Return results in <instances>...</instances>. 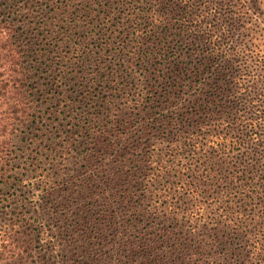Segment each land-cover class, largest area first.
<instances>
[{
  "label": "trees",
  "instance_id": "1",
  "mask_svg": "<svg viewBox=\"0 0 264 264\" xmlns=\"http://www.w3.org/2000/svg\"><path fill=\"white\" fill-rule=\"evenodd\" d=\"M168 13L155 0H0L1 186L14 132L32 143L27 120L69 116L58 140L35 144L23 192L33 201L0 195V264H264L247 163L252 142L264 148V109L237 97L231 119L232 62L202 38L187 61L181 37L157 36ZM148 104L155 113L138 116ZM95 146L103 166L89 175Z\"/></svg>",
  "mask_w": 264,
  "mask_h": 264
},
{
  "label": "rangeland",
  "instance_id": "2",
  "mask_svg": "<svg viewBox=\"0 0 264 264\" xmlns=\"http://www.w3.org/2000/svg\"><path fill=\"white\" fill-rule=\"evenodd\" d=\"M156 7L162 3L169 6V13L167 14L165 23L155 24L157 36H166L167 39H174L181 37L185 44L182 47V53L187 61L191 64L197 62L202 52V47L195 46L194 42L196 38L211 39L216 42V46L220 50L226 52L227 58L232 62L231 70L237 74L232 81L240 83L238 89L234 94L229 95L233 98V109L226 110L231 119L234 116L241 114V111L237 110L242 107L240 100L236 101V98L246 97L247 100L252 101L254 109H264V0H155ZM189 1V2H188ZM97 10H100L98 7ZM99 12V11H98ZM99 19L97 22H100ZM142 26H145V21L142 20ZM90 24V21L88 22ZM181 24L182 28H178ZM227 41H232L234 49L230 53ZM204 52V51H203ZM184 58V59H185ZM219 61V60H218ZM217 62V61H216ZM223 61L217 62L220 66ZM152 75V74H151ZM37 79V82H39ZM202 82H206L205 75L200 77ZM199 80V81H200ZM43 82V80L41 81ZM223 83V81H222ZM144 84L139 83L138 88H143ZM38 88V87H37ZM40 88V87H39ZM143 91V90H142ZM185 96V93H184ZM182 98H185V97ZM36 97V96H35ZM49 97V96H48ZM38 109L44 111L48 107L49 103H43V97H40ZM49 99V98H48ZM49 102V101H48ZM185 101L179 100L177 106L183 108ZM259 106H256L258 105ZM135 105L130 101L126 103V106L130 110ZM142 105L141 114L138 116H152L155 113V109H152L148 104V108ZM256 106V108H254ZM263 106V108H261ZM168 105L163 109H167ZM128 109L126 111H128ZM64 110V109H63ZM134 110V107H133ZM157 110V109H156ZM163 111V110H162ZM220 116H227L225 113ZM151 112V113H150ZM37 115L38 112H35ZM133 114V113H132ZM64 114L51 113L50 115L35 116V120H27V124H30V131L32 143L29 141L28 134H25V127H19L14 133L19 136L12 138V146H9V164L5 168L6 175L5 180H8L6 186L0 185V195L6 197L10 205H13L15 199L20 200V204H28L31 201L23 199L24 189L27 188L26 175L31 173V166L28 163L31 159L36 158L35 144L42 140L43 134L51 137V140H58L57 134L60 132L55 131V128H61V124L65 125L69 119V116H63ZM238 115V116H239ZM255 114L253 116H258ZM57 116V118H56ZM127 116V115H123ZM137 116V115H133ZM63 117V119H61ZM103 119V116H101ZM32 120V121H30ZM30 121V122H29ZM98 124H101L100 122ZM66 126V125H65ZM256 131L260 134H264L263 126L257 127ZM259 128H261L259 130ZM25 129V130H24ZM62 128L61 130H64ZM103 129V127H101ZM74 134V131H72ZM62 133V132H61ZM81 137V136H80ZM79 137V138H80ZM76 138V135H73ZM258 137L254 136V140L258 141ZM257 143V142H256ZM85 149L90 154V157L94 159L91 165L86 170L87 174L94 173L91 167H96V173L100 174V168L103 166V150L101 152L96 149ZM90 148V147H89ZM248 155V181L250 184V197L248 203L249 212L253 215L254 221H256L259 213L264 214V148L257 146L255 142L249 145ZM30 170V171H29ZM32 180V179H30ZM99 198L103 199V192L97 189ZM22 208V207H21ZM50 208V206H46ZM39 220V217H37ZM141 223L144 226H149L148 221L145 218L141 219ZM47 224L50 227L54 226V219L49 217ZM144 231V227L141 228ZM38 245H33V249L36 252Z\"/></svg>",
  "mask_w": 264,
  "mask_h": 264
}]
</instances>
